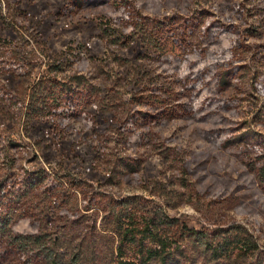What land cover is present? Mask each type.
<instances>
[{
  "label": "rangeland",
  "instance_id": "1",
  "mask_svg": "<svg viewBox=\"0 0 264 264\" xmlns=\"http://www.w3.org/2000/svg\"><path fill=\"white\" fill-rule=\"evenodd\" d=\"M128 2L0 0V264H116L127 212L199 231L168 264H264V0ZM54 85L83 111L59 114ZM236 233L255 250L214 254Z\"/></svg>",
  "mask_w": 264,
  "mask_h": 264
},
{
  "label": "trees",
  "instance_id": "2",
  "mask_svg": "<svg viewBox=\"0 0 264 264\" xmlns=\"http://www.w3.org/2000/svg\"><path fill=\"white\" fill-rule=\"evenodd\" d=\"M73 7H84L89 5H112L116 11L121 12L130 5L128 0H70ZM107 20V19H106ZM100 22V28L110 36H115V28L110 25L112 21ZM115 20V19H114ZM117 21V20H116ZM156 28L152 30V38L155 45L161 49L163 54L172 56L176 60H184L188 48L187 40L182 33L181 26H174L166 23L152 24ZM52 106H61L59 114L68 118L77 116L84 109V102L77 96L76 89L60 86H52L48 91ZM156 101H158L156 99ZM260 176L264 181V165L260 168ZM74 181V180H73ZM76 181V180H75ZM120 226V244L116 264H168V257H171L176 249H180L181 237L184 235H198V230L188 226L180 227L179 233L170 235L166 226H174L172 217H164L163 220H156L155 216L146 219L139 218L137 214L127 212L124 214ZM121 220V219H120ZM28 236H21L18 242L22 244ZM214 254L223 256L227 254L243 255L255 250L256 244L243 234H228L223 236L216 243H209ZM51 264H72L66 262L63 257L53 252L49 253ZM79 255L72 259L77 261Z\"/></svg>",
  "mask_w": 264,
  "mask_h": 264
}]
</instances>
